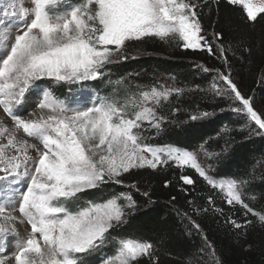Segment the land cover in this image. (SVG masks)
<instances>
[{
	"label": "snow or ice",
	"instance_id": "obj_1",
	"mask_svg": "<svg viewBox=\"0 0 264 264\" xmlns=\"http://www.w3.org/2000/svg\"><path fill=\"white\" fill-rule=\"evenodd\" d=\"M28 2L31 7L24 6L25 0H0V108L13 122L11 128L0 122V264L10 260L13 264H81L86 254L109 240L114 227L127 222L128 210L136 207L128 193L103 202L85 200L81 194L107 183L124 185V175L133 169L155 171L169 165L194 169L229 205H239L264 225V213L245 201L247 180L216 179L202 167L197 153L143 142L145 125L160 130L165 120L160 110L173 95L182 94L180 88L162 84L128 92L122 101L102 98L84 107L69 106L46 90L37 105L39 116L30 113L33 118L25 119L14 111L35 81L101 79L107 66L129 59V47L146 38L178 39L185 49L214 54L213 43L202 35L193 0ZM228 3L241 6L252 22L258 16L264 19V0ZM213 39L227 65L222 33L214 32ZM216 79L222 85L211 84L215 95L231 100L237 105L232 111L255 125L250 134L264 135V111L256 110L253 98L242 94L231 71L217 72ZM211 115L202 111L190 119ZM30 152L36 153L35 159ZM180 178L185 185L194 183L189 176ZM230 222L236 229L252 224ZM193 225L200 227L195 221ZM18 226H26L25 237H20ZM9 236L18 239L9 244ZM8 247L14 250L7 253ZM153 247L151 242L123 238L104 264H135L141 257H150ZM215 264H221L218 257Z\"/></svg>",
	"mask_w": 264,
	"mask_h": 264
},
{
	"label": "trees",
	"instance_id": "obj_2",
	"mask_svg": "<svg viewBox=\"0 0 264 264\" xmlns=\"http://www.w3.org/2000/svg\"><path fill=\"white\" fill-rule=\"evenodd\" d=\"M193 2L198 4L202 35L213 43L214 54L206 49H173L159 39L146 38L132 44L129 59L111 66L109 71L117 78L127 79V83L148 87L167 75H175L181 84L194 88L167 102L161 109L165 117L162 131L146 135L145 129L144 138L150 144L185 149L205 144L209 151L220 154L217 172L221 175L251 177L249 189L258 195L264 211V135L254 138L244 129L223 135L224 126L232 129L234 121L239 123L241 118L232 111V101L204 91L217 80V72L230 70L242 94L252 97L254 107L264 111V19L258 16L255 22L248 20L240 6L227 0ZM214 32L223 35L227 65L220 58ZM204 68L210 71L205 72ZM90 89L107 92L100 79L93 81ZM66 90L59 87L54 91L59 95ZM202 111L212 115L190 119ZM182 175L191 177L194 183L185 185ZM123 179L124 185L107 183L81 195L91 201L107 200L120 193L132 196L136 207L129 211L126 223L110 231L109 242L123 238L151 242L152 255L135 264H215V257L221 264H264V225L256 217L246 215L239 205H229L223 194L211 188L194 169L172 165L155 171L133 169ZM132 184L136 187H129ZM231 220L242 225L250 220L252 224L236 229Z\"/></svg>",
	"mask_w": 264,
	"mask_h": 264
},
{
	"label": "rangeland",
	"instance_id": "obj_3",
	"mask_svg": "<svg viewBox=\"0 0 264 264\" xmlns=\"http://www.w3.org/2000/svg\"><path fill=\"white\" fill-rule=\"evenodd\" d=\"M212 1H217V0H212ZM79 2H80V0H67V3L69 5H75V4H78ZM255 2L257 4H259V0H255ZM195 4L197 5V8H198V4L197 3H195ZM24 6L25 7H31V4L28 2V0H25ZM163 42H165V41H163ZM165 43H166L167 47L168 46L173 47V49H176V48H180L181 50L185 49L182 47V41H180L178 39H174V40H171L170 42H165ZM137 52L140 53V50H137ZM122 62L123 61H121L120 63H122ZM113 65H115V64L107 66L104 77H102L100 79L102 81V83H104L105 91L107 90V92H93V91H91V89H90L91 83L93 82L91 80L90 81H83V82H79V83H64V82L56 83L51 79L38 80V81H35L33 83L32 87H30L29 90L25 93L23 103L20 104L19 106L15 107L14 111L21 114L25 119L33 118V116L29 115L30 113H35L36 116H39L40 115V109L37 107V105H38V102L40 101V99H42L43 93L46 90H49L55 96L62 98L65 101V103H67L69 106L84 107V106H91V103L98 102L99 99H102V98H114V99H119L122 101L125 94L128 92H136L140 89L146 90V89L152 87V86H149V87L144 86V84H141V83L130 84V82L127 83V79L125 80L123 78L115 77L109 71L110 67ZM213 82H216L218 85H222V81L214 80ZM212 83H210V85L207 88H205L204 91L209 92L216 97L224 98V96L215 95V93L211 90V84ZM162 84L167 85V86H173L176 88H180L183 90L182 94H184L185 91H193L194 90V88H191V86H189L188 84H184V85L181 84L175 75H167L166 77L162 78L158 82L154 83L153 86H159ZM59 87H66L67 88L66 92L65 93L64 92L59 93V95H56L54 90H58ZM174 96L176 97V95H173L171 97V99ZM224 100L226 102L231 101V100L225 99V98H224ZM232 105L236 107L235 104H232ZM256 110H258V109H256ZM239 117L241 118V122L238 123V121L235 120L233 125H231V126H233L232 129H230L229 125L223 127V129H222L223 135L232 133L233 129H238L239 131H242L244 129L245 132L247 131L246 134H250V129L255 128V125L250 123L247 120L246 116H244L243 114H239ZM0 122H3L4 124H6L10 128L13 127V122L11 120V117L7 116L3 112L2 108H0ZM164 122H165V120H164ZM164 122L161 124V128L159 131H157L155 128H151V127H148L147 125H145V129L147 131L146 135L148 133H150V131H152L151 134L159 133L160 131H162V129L164 127V125H163ZM141 134L144 138L145 133L142 131ZM20 135L23 136V133H21ZM250 135L254 138L260 136V135H256L254 132ZM30 142H33V141H30ZM143 142L146 144H149V145H153V146H161V145L150 144L149 140L145 139V138H144ZM181 149L197 153L198 160L201 163L202 167L205 168V170L208 172L209 175L213 176L216 179H237V180L244 179V180H247V184H245L243 186V191L246 194L244 197L245 201L248 202L250 204V206L255 211H259L261 213H264V211L261 210L262 206L259 205V203L257 201L258 195H256V193H254V192L252 193L251 190L249 189V185L251 183V181H250L251 177L246 178V176H241V177H237V176L233 177L232 176L231 177V176L221 175L219 172H217V169H218L217 162L219 161L220 154H218V152L209 151L205 144L198 145L197 147L193 146L190 149H185V148H181ZM30 155L34 159L36 158L35 152H30ZM256 165H257V167H259L260 164L257 163ZM184 168H188V167H184ZM251 197H255V199H251ZM103 201H106V199L103 198V199L95 200V202H103ZM120 203H125V201L121 200ZM69 206H71V205L69 204ZM130 210L131 209H129L128 211H130ZM15 214L19 215L18 212ZM249 214L252 215L251 213H249ZM253 217H255V216H253ZM18 227L20 228V237H25L27 235V233L25 231L26 226H18ZM16 239H18V238L15 236H9L7 238V241L9 244H11ZM138 240H140V239H138ZM119 241L120 240H115L112 243H110L108 240L102 247L96 249L95 251L91 252L90 254H86L82 258L81 264H104V261L107 258H109L115 254ZM13 250H14L13 247H8L7 253H11ZM141 258H145V257H141ZM141 258H139V259H141ZM8 264H13V262L10 260L8 262Z\"/></svg>",
	"mask_w": 264,
	"mask_h": 264
}]
</instances>
